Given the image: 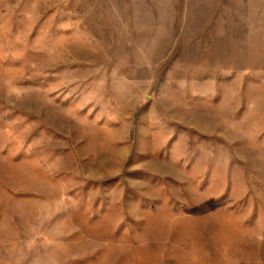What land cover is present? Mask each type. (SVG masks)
<instances>
[{"label": "rangeland", "instance_id": "rangeland-1", "mask_svg": "<svg viewBox=\"0 0 264 264\" xmlns=\"http://www.w3.org/2000/svg\"><path fill=\"white\" fill-rule=\"evenodd\" d=\"M0 264H264V0H0Z\"/></svg>", "mask_w": 264, "mask_h": 264}]
</instances>
